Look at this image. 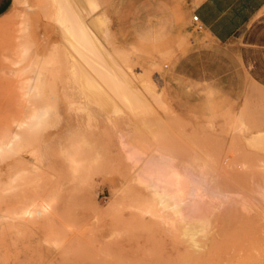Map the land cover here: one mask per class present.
<instances>
[{
	"label": "rangeland",
	"instance_id": "374dc122",
	"mask_svg": "<svg viewBox=\"0 0 264 264\" xmlns=\"http://www.w3.org/2000/svg\"><path fill=\"white\" fill-rule=\"evenodd\" d=\"M97 1L101 6L95 14L103 13L104 17L99 16L107 21L103 23L106 31L110 27L108 41L105 34L96 31L100 39L105 36L103 45L113 52L130 53L134 48L131 44H139L137 53L120 61L131 66H127L128 71L152 80L161 91L162 102L153 101L155 111L143 118L142 113L112 117L94 113L75 83L65 74L55 76L59 67L65 72L68 64L61 33L47 12L51 11L48 0H15L0 16V135L17 129L20 120L39 103L27 94L31 73L19 74L28 60L12 64L16 48L22 42L30 43V58L37 60L62 49L63 65H49V75L56 70V79L50 80L55 121L33 129L27 148L20 154L0 155V264L260 263L261 251L250 245L256 234L246 223L263 219L264 202L251 211L245 223L226 206L225 210L216 209L211 232L207 237L199 235L200 246H194L183 234L182 225L173 227L149 211L153 193L133 180L136 168L126 159L122 141L130 140L128 133L136 129L151 146L158 144L153 135L157 133L165 145L181 153L199 146L210 149L219 158L218 165L227 167L224 171L221 168L226 185L232 183L238 193L240 190L256 199L251 182H240L236 171L239 160L248 155L244 138L236 130L239 110L249 125L264 127V43L254 44L264 26V9L229 42L215 41L204 27L193 23L186 32L155 43L138 38L131 15L138 16L139 0H129L127 6L125 0ZM24 19L28 20L25 33L20 31ZM207 86L214 88L207 90ZM150 118L154 122H145ZM158 118L162 120L157 123ZM158 126L169 129H163V135ZM76 134L87 136L101 155L91 172L83 176L70 171L64 154ZM122 134L127 137L122 138ZM258 175L256 180L261 181ZM233 186L226 189L235 197ZM51 197L55 201L49 213L30 219L16 215L25 205ZM113 199L116 202L111 205ZM222 213L229 219L220 217Z\"/></svg>",
	"mask_w": 264,
	"mask_h": 264
},
{
	"label": "bare ground",
	"instance_id": "6f19581e",
	"mask_svg": "<svg viewBox=\"0 0 264 264\" xmlns=\"http://www.w3.org/2000/svg\"><path fill=\"white\" fill-rule=\"evenodd\" d=\"M98 2L97 0H48L50 5L48 7L51 11L47 9L49 10L47 12H51L49 13L50 17L58 27L64 42L63 47H61L65 54L64 60H67L68 64L65 72H62L63 63L62 65L60 63L63 62L61 58L63 56L61 53L62 49H59L61 50L60 53H58L59 51L54 52L44 60H37L33 57L30 58V43L22 42L16 48V57L12 60V64L20 65L28 60L19 74L31 73L27 77L28 81H30L27 86V94L30 95V98H34L37 102L39 101V103L35 107L33 105L29 115L20 120L17 129H10L0 135V155L10 152L20 154L27 146L31 135L30 132L33 129L45 127L47 125L42 124L55 121V108L51 102L54 97L53 84L50 83V80L52 77L56 79L57 74L58 76L65 74L67 80L75 83L76 88L84 97L83 100L97 114L112 117L113 114L125 112H130L134 115L142 113L143 118L145 113H153L155 111L153 101L161 104L162 94L156 84L152 80L145 78V75L137 74L131 69L128 71L127 66L130 68L131 66L127 65V62L122 63L120 61V58L125 57L129 60L128 55L124 51H119L120 49L113 52V50H108L103 45L106 41L103 42L101 39L104 37L105 40V36L110 37L109 34H106L108 30L110 31V27L106 31L103 23L107 21L105 20L104 22L101 19L99 16L101 14H95L96 10H99L97 8L101 6H98ZM101 16H103V13ZM27 24L28 20L24 19L20 24V31L25 33ZM96 31H98V34L100 33L99 35L105 34V36H101L100 39ZM257 35H255L257 42H254V44L264 43V26L261 27ZM252 39L254 41V38ZM108 40L109 38L107 37ZM254 56H257V54ZM57 63L62 67H59L61 68L60 70H55L58 73L53 70L56 77L53 76V71L49 75V65H57ZM140 73L142 72L140 71ZM49 77L51 78L49 79ZM245 117L242 110H239V130H235L242 134L248 155L244 159L239 157L241 160H239V169L237 168L236 171L239 170L240 182L245 181L248 185L251 182L249 186L256 199L240 190L238 193L232 183H227L229 187H235L232 190L236 191L233 195L237 194L238 196L239 194L238 198L237 196H231L232 193L229 192L231 189L226 187L227 180H225L226 177L224 178L221 170L222 168L224 171L227 167L218 165L219 158L215 153H211L210 149L207 150L203 146H199V148H193L189 152L181 153L182 151L176 148L178 146L174 145L176 148L174 149L165 145V142L162 141L157 133L153 135L158 140V144L151 146V142L148 140L144 141L143 135H137L136 129L128 133V135L132 136L130 140L122 141L126 151V159L136 168L135 179L133 177V180L146 186L153 193V198L150 200L151 204L148 207L149 211L152 214L154 213L156 217H161L173 227L178 224L182 225L183 234L190 238L189 240L192 241V244L194 243V246H200L197 240L199 235L202 234L207 237L206 235L211 232L212 221H214L212 217H214L213 214L216 209L220 211L221 208L226 206L228 211L232 210L238 214L239 220L245 223L244 219L252 216L251 211L257 207L259 208L264 202V127L259 125L261 128H256V126L249 125L244 120ZM145 119H142V123H144ZM161 120V118H158L156 122ZM151 121L154 122L153 118L145 122ZM24 125L27 127H24ZM147 126L149 128L152 127V125ZM164 127L163 129L167 130V126ZM253 127L257 130L254 131L255 128L253 129ZM158 129L163 134L164 130L160 126H158ZM164 134L166 133L164 132ZM123 137L127 136L122 134ZM201 143L203 144V142ZM183 145L186 146V144ZM66 146L64 154L68 168L74 175L83 176L84 173L88 174L101 158L99 152L94 149L93 144L85 135H74L69 145ZM225 159L228 160L227 156ZM233 170L234 168L231 171ZM225 172L229 173L228 170ZM258 173L261 174L258 176H262L261 181L256 180ZM229 175L231 177L232 173H229ZM16 178L18 179V175ZM240 184L243 187V184ZM115 200L111 205H114ZM54 201L55 197L42 199L39 202L35 200V203L31 201L32 204L25 205L20 211L16 212V215L30 219L38 215L47 214L51 211ZM149 211L148 213H150ZM226 211L223 213H226ZM223 213L220 217L224 215ZM226 217L228 218L229 215L225 216L227 220ZM219 220L221 221V219ZM226 220L224 221L225 223ZM255 220L246 223L252 227L253 230L251 232L256 234V237L253 236L254 238H252L250 245L254 249L261 251L258 254L262 255V258L258 264H264V217L263 219L257 220L256 218ZM232 226L230 225V227ZM241 245L246 246L245 243Z\"/></svg>",
	"mask_w": 264,
	"mask_h": 264
},
{
	"label": "crops",
	"instance_id": "0c3cea01",
	"mask_svg": "<svg viewBox=\"0 0 264 264\" xmlns=\"http://www.w3.org/2000/svg\"><path fill=\"white\" fill-rule=\"evenodd\" d=\"M15 0H0V16ZM129 0H125L127 6ZM139 14L132 17L141 42L155 43L176 33H184L196 23L192 15L217 42H229L264 9V0H139ZM154 8V10H153ZM128 56L139 51V44ZM136 49V50H135ZM138 50V51H137ZM207 90L214 88L205 87ZM205 88L203 91H205ZM211 95H215L211 92Z\"/></svg>",
	"mask_w": 264,
	"mask_h": 264
},
{
	"label": "built area",
	"instance_id": "2783aa9c",
	"mask_svg": "<svg viewBox=\"0 0 264 264\" xmlns=\"http://www.w3.org/2000/svg\"><path fill=\"white\" fill-rule=\"evenodd\" d=\"M198 17L199 16H198L197 13H195V14L192 15L193 20H195V22L198 23L200 27H202V25L198 22Z\"/></svg>",
	"mask_w": 264,
	"mask_h": 264
}]
</instances>
